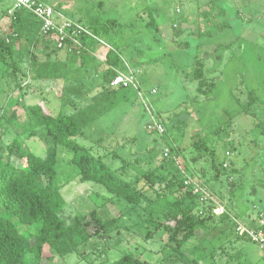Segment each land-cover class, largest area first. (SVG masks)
Returning <instances> with one entry per match:
<instances>
[{
	"label": "rangeland",
	"instance_id": "1",
	"mask_svg": "<svg viewBox=\"0 0 264 264\" xmlns=\"http://www.w3.org/2000/svg\"><path fill=\"white\" fill-rule=\"evenodd\" d=\"M44 1L75 23L117 20L116 46L142 86L143 98L134 90L116 88V95L104 104L98 120L87 126L76 141L96 156L119 152L120 159L110 156L104 161L116 166L127 157L132 164L137 151L143 152L146 147V153L156 161L164 160L162 152L168 150L167 158L172 160L166 170L156 172V178L163 181L149 192L153 197L156 191H163L170 171L206 190L210 195L206 206L222 207L245 225L255 222L264 209V0ZM12 3L0 0V27L5 36L13 31L10 17L3 15ZM152 18L155 25H148ZM19 53L18 43L6 60L18 63L26 72L27 58ZM96 57L97 63L79 67L67 80L58 81L23 79L0 62V76H4L0 77V108L9 99L6 111L15 108L19 118L18 125L6 119L0 122V159L4 158L0 164L6 161L8 145L14 140L41 157L54 147L53 140L45 138L44 127L37 129L32 138L30 133H23L28 121L26 106L41 103L53 115L69 114L74 106H85L102 97V74L107 66L103 54ZM196 58H203L205 75L214 82L211 89L203 92L199 82L192 80ZM20 81L27 93L19 105H14L21 95L17 90ZM254 98L256 102L249 107V113H243ZM146 105L164 127V133L148 129L151 116ZM203 137L206 143L198 154L191 144ZM72 155L62 147L57 150L55 185L62 186L59 193L64 201L59 210L61 219L70 225L76 215L95 209L110 217L118 212L127 214L108 239L92 237L64 257L39 259L29 254V264H111L125 254L150 264H167L164 258L170 252L163 250L169 236L166 231L161 229L147 239L149 229L139 223L145 217L143 209L130 211L131 205L123 199L106 204L110 194L103 186L79 181ZM10 161L20 168L26 166L25 160L16 157ZM139 163L144 170L159 165L150 164L148 159ZM127 171L131 177H138L130 168ZM145 183L141 181L140 186ZM0 215L11 220L26 237L35 236L40 229V223L27 226L1 210ZM218 220L207 234L200 232L201 238L191 240L194 248L188 251L189 258L202 257V264H264V251L250 239L240 238L233 223Z\"/></svg>",
	"mask_w": 264,
	"mask_h": 264
},
{
	"label": "trees",
	"instance_id": "2",
	"mask_svg": "<svg viewBox=\"0 0 264 264\" xmlns=\"http://www.w3.org/2000/svg\"><path fill=\"white\" fill-rule=\"evenodd\" d=\"M7 11L8 8L3 15L8 16ZM10 20L12 32L5 36L0 27V62L5 64L8 70L13 68L16 73H20L23 79L26 77L35 81L67 80L77 70L78 63L80 67L97 63L96 53L102 48L105 49L103 56L107 67L102 74L101 83L105 93L95 102L74 106L73 112L58 115L48 112L41 103L25 107L28 121L23 126V133H30L29 137L32 138L37 135V129L44 127V136L53 140L54 147L46 156L41 157L27 151L17 140L8 145L6 161L0 164V210L16 217L22 225H41L35 236L26 237L11 220L0 215V264H29V254H36L39 259L54 258L55 255L67 256L80 246L86 245L92 237L105 240L111 237L112 232L120 227L119 220L127 214L118 212L117 216L110 217L106 212L95 209L85 215H76L73 223L67 225L59 216V210L64 203L59 193L62 186L55 185L59 147L72 152L71 163L76 167L81 183L93 182L107 190L110 197L106 204H115L117 199H123L131 205L130 211L143 209L145 217L139 223L149 229L147 239H151L155 236L154 233L161 229L166 231L169 236L163 250L170 252L168 258H164L167 264L189 260L191 264H202V257H188V251L194 248L191 240L201 238L200 232L203 235L211 231L212 227L217 225V218L233 223L236 228L235 218L228 210L215 214V205L206 206V202L200 201L202 194H196L191 186L185 184V177L178 178L176 173L170 171V178H166L167 184L163 191H156V196L153 197L149 192H154L155 186L163 181L156 178V172L162 168L166 170L168 162L172 160L167 158L169 155H164V151V160L156 161L155 157L146 153V147L143 152L137 151L132 164L126 160L129 158L127 157L122 159V164L116 166L114 162L106 164L104 161L111 157L120 159L119 152H105L96 156L76 141V138L83 135L87 126L98 120L104 110V104L117 93L118 89L111 88V83L117 76V71H124L125 68L120 48L116 46L115 41L119 34L118 21L106 19L94 20L88 25L78 23L85 30L75 36L82 46L67 40L63 47H59L55 34L43 33L40 21L29 12L18 11ZM148 25H155V19L152 18ZM18 43L20 56L27 58L26 72L21 70L18 63H9L6 60V56L13 53V48ZM193 67L192 80L199 82L200 91L211 89L214 86L213 78L205 75L203 58H196ZM17 90L21 95L14 105H19L26 96L23 81L19 82ZM255 102L256 98L250 100L242 112L249 113V107ZM9 103L8 99L0 108V122L6 119L11 125H18V112L15 108L6 111ZM205 143L204 137L199 138L193 140L191 147L200 154ZM12 157L25 160L26 166L20 168L13 165L10 161ZM197 158L199 157H193ZM146 159L150 164L156 162L159 165L154 169L151 167L150 170H144L139 166V161ZM128 168L137 173L138 177H131ZM143 180L146 182L145 186H140ZM239 237L249 239L246 236ZM31 238L34 240L31 241ZM111 264L150 263L140 257L125 254Z\"/></svg>",
	"mask_w": 264,
	"mask_h": 264
},
{
	"label": "built area",
	"instance_id": "3",
	"mask_svg": "<svg viewBox=\"0 0 264 264\" xmlns=\"http://www.w3.org/2000/svg\"><path fill=\"white\" fill-rule=\"evenodd\" d=\"M13 3L10 8H8V16L13 17L18 11L25 10L32 14L36 19L40 21L41 29L43 33H53L55 34L58 46L63 47L67 40H71L74 45L82 46L80 41L75 38L80 32L85 31L84 28L73 21L65 19L58 10L53 6L43 0H12ZM111 88H125L133 89L138 95L142 96V86L137 79L136 74L133 71H117V76L111 83ZM155 94L157 91L153 89L151 91ZM145 102V100H143ZM143 102V103H144ZM145 105V104H144ZM149 111L151 116V122L148 123L147 127L149 130H158L161 134L165 132L164 127L157 123L150 106H145ZM168 156V150L164 153ZM229 155V152L227 153ZM227 165L225 164V167ZM185 184L191 186L196 194H202L200 198L201 202H206L209 199L208 192L199 188L198 184L194 181L186 180ZM194 185V186H193ZM224 208H216V211H220L218 214L223 212ZM236 221V233L239 236L248 237L253 243H255L262 251H264V209L259 213L257 220L253 222L254 227L251 225H245L240 223L237 219Z\"/></svg>",
	"mask_w": 264,
	"mask_h": 264
},
{
	"label": "crops",
	"instance_id": "4",
	"mask_svg": "<svg viewBox=\"0 0 264 264\" xmlns=\"http://www.w3.org/2000/svg\"><path fill=\"white\" fill-rule=\"evenodd\" d=\"M11 7V6H10ZM10 7H8V8H10ZM98 53H100L101 55L103 54H105V49L104 48H102V49H100V50H98L97 51V53L96 54H98ZM125 63V62H124ZM88 66V65H87ZM131 67L128 63H125V68H124V71H127V70H129L130 68L129 67ZM80 67V64L78 63V65H77V69ZM83 75V74H82ZM82 77H85V76H82ZM89 78V76L87 75V79Z\"/></svg>",
	"mask_w": 264,
	"mask_h": 264
},
{
	"label": "water",
	"instance_id": "5",
	"mask_svg": "<svg viewBox=\"0 0 264 264\" xmlns=\"http://www.w3.org/2000/svg\"><path fill=\"white\" fill-rule=\"evenodd\" d=\"M255 226V224L254 223H252V227H254Z\"/></svg>",
	"mask_w": 264,
	"mask_h": 264
}]
</instances>
